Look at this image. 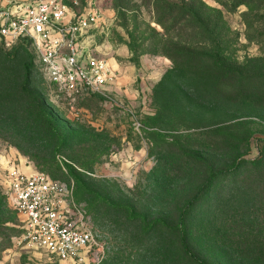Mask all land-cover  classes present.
I'll use <instances>...</instances> for the list:
<instances>
[{
	"label": "rangeland",
	"instance_id": "rangeland-1",
	"mask_svg": "<svg viewBox=\"0 0 264 264\" xmlns=\"http://www.w3.org/2000/svg\"><path fill=\"white\" fill-rule=\"evenodd\" d=\"M184 1L206 25L180 33L177 65L155 0H80L99 12L91 42L115 72L92 95H49L33 67L25 91L27 52L0 43V264H190L173 229L221 170L187 218L192 247L212 264H264V0ZM15 159L71 185L96 238L87 258L21 239L3 183Z\"/></svg>",
	"mask_w": 264,
	"mask_h": 264
},
{
	"label": "built area",
	"instance_id": "built-area-1",
	"mask_svg": "<svg viewBox=\"0 0 264 264\" xmlns=\"http://www.w3.org/2000/svg\"><path fill=\"white\" fill-rule=\"evenodd\" d=\"M80 5V0H0V43L30 41L59 97L102 92L115 77L91 42L99 12L78 10ZM3 177L23 241L63 261L87 258L96 238L70 184L17 159L11 160Z\"/></svg>",
	"mask_w": 264,
	"mask_h": 264
},
{
	"label": "trees",
	"instance_id": "trees-1",
	"mask_svg": "<svg viewBox=\"0 0 264 264\" xmlns=\"http://www.w3.org/2000/svg\"><path fill=\"white\" fill-rule=\"evenodd\" d=\"M241 3V2H240ZM154 10L157 15V22L162 25L164 28L165 34L168 36L169 32L175 33L176 39L172 42H169L166 46L162 48L164 54H166L170 59L175 62V64L183 65L187 55V47L186 40L180 37V33L185 31L188 28H193L194 31L201 30L206 25L204 21V8L202 6H197L194 3H188L184 0L181 1H169V0H155L154 2ZM177 32V34H176ZM16 46L22 48L27 52L30 61L25 64V77L23 83V89L28 91L29 78L31 73V67L39 73L42 77L43 82L48 90L49 95L51 94V86L47 81L44 72L42 71L40 65L36 61V56L31 49L30 41L23 40L20 43L15 44ZM3 55V54H2ZM1 57L0 53V64H5L2 67L3 71L9 69V64L6 63V55ZM1 65H0V74L2 73ZM2 78V77H0ZM92 95L94 93L87 94H79L75 96H68V98H77L80 95ZM62 98H66L62 96ZM226 171H213L209 174L207 179L203 182V184L199 187L198 191L195 195L187 202L183 210L179 214L178 224L175 226L173 231L178 237V248L182 254H184L190 264H212L206 258H204L199 252L194 250L192 247V239L191 232L192 230L188 227L187 218L195 207L197 202L200 200V197L205 192V190L221 175H224ZM231 230L235 233V230L240 231V235H245L241 233V228L239 224L232 223ZM19 228V233L21 235V228ZM15 228H11L14 230ZM231 254V253H230ZM246 258L244 255H241ZM233 258V257H232ZM248 259V258H247ZM253 260V259H250Z\"/></svg>",
	"mask_w": 264,
	"mask_h": 264
}]
</instances>
